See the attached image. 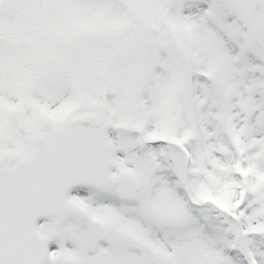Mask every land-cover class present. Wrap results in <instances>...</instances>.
<instances>
[{
	"label": "snow or ice",
	"instance_id": "6c2138e0",
	"mask_svg": "<svg viewBox=\"0 0 264 264\" xmlns=\"http://www.w3.org/2000/svg\"><path fill=\"white\" fill-rule=\"evenodd\" d=\"M0 264H264V0H0Z\"/></svg>",
	"mask_w": 264,
	"mask_h": 264
}]
</instances>
